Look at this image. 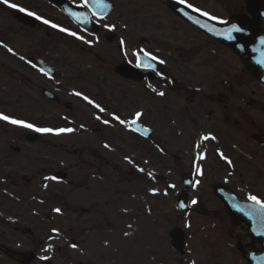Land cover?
Here are the masks:
<instances>
[{
	"label": "flooded vegetation",
	"instance_id": "af4514ba",
	"mask_svg": "<svg viewBox=\"0 0 264 264\" xmlns=\"http://www.w3.org/2000/svg\"><path fill=\"white\" fill-rule=\"evenodd\" d=\"M71 1L80 3L84 0ZM155 1L166 5L172 3V0ZM185 2L225 21L235 16H251L248 0ZM10 3L59 24L66 21L60 19V16L65 18L61 10L47 0H10ZM17 11L0 4V18H12L16 33H42L33 36L37 43L27 44L24 52L18 46H0V69H6L11 75V81L2 87L0 94L4 91L13 99L27 100L29 105L49 106L52 115L69 119L62 121L63 126L51 125L49 128L70 127L80 135L73 149L68 143L60 148L67 156L76 154L79 162L75 168L83 173L78 187L73 188L68 179L67 182L62 181L65 183H55L72 185L65 192L70 191L69 197L91 183L97 202L88 207L62 205L58 214L68 221V229L59 231L58 236L47 237L50 232L46 231L40 233L39 227H35L36 213L31 203L34 200V181L38 178L34 175V158H39L32 143L41 137L43 144H50L52 135H36L16 125L1 124L0 264H22L10 257L2 246L17 251L34 250L38 258L32 264H44L41 257H47L50 250L38 246L58 240L67 243L70 236L72 244L78 247L59 248V253L77 252L82 259L90 260L109 257L108 233L103 228H92L88 219L96 218L98 226L108 218L117 217L125 205L121 203L115 209L107 202L114 192L120 193L123 188L129 196L130 192L134 196L142 195L147 181L151 180L160 192L161 179L166 177L164 172L179 182L174 184L178 192L184 189L185 181H189L190 197L197 192L206 199L202 202L203 212L209 218L205 224L220 235L208 243V248L220 261L217 264H249L240 252V245L252 240L247 224L235 222L225 200L218 195L220 189L235 197L248 200L249 195H255L264 201V84L250 70L249 60L229 43L204 30L200 23L171 10L169 13L144 14V27L139 36L131 37L125 30L110 31L103 27L99 33L90 35L92 38L100 36L106 42L100 46L91 45V53L103 62L104 67L99 69V61H94L92 67L98 66L96 76L83 77L79 71L74 75L70 70L81 69V63L74 60L77 56L74 52L78 53L86 44L40 21H37L36 29L31 28L16 19ZM151 17L155 22H148ZM70 24L75 26L74 31L78 34L87 33L72 21ZM43 35L48 39H43ZM121 39L125 41L123 48ZM2 41L3 31L0 30ZM9 47L15 54L4 51ZM141 49L157 60L144 56ZM4 53H8L6 57L10 61L2 60ZM133 53L138 54L143 62L140 67L136 66L137 55ZM39 58L52 64L58 72L45 75L37 62ZM160 60L164 63H159ZM63 71L70 75L63 76ZM90 78L97 90L82 87V93L88 97V94L95 96L97 100L89 98L103 106L107 110L105 113H99L81 97L73 95L79 86L73 88L70 84H82ZM151 88L163 91L165 95L158 96ZM44 89L55 95H43L41 91ZM81 101L90 108V112L82 109ZM136 111L143 113L136 127L149 129L147 136L115 121L104 125L95 119L96 115H101L111 121L109 113H115L122 119L131 120ZM205 134L216 139L202 141ZM3 137L9 142L3 141ZM105 144L110 147L105 148ZM194 145L199 147L194 148ZM217 150L232 161L231 166L219 157ZM199 154H204L205 158L199 159ZM126 156L135 161V166L125 160ZM194 165L203 169V176L196 174ZM136 166L144 168L145 172L137 171ZM44 171L49 172L48 169ZM149 172L152 176L148 175ZM196 180L200 183L193 186ZM48 181L44 178L43 188L50 187ZM89 198L93 196L90 194ZM173 224L171 229L178 226L177 221ZM157 233L161 234L162 230ZM188 236L187 233V241ZM82 239L87 244L88 253L79 249Z\"/></svg>",
	"mask_w": 264,
	"mask_h": 264
},
{
	"label": "rangeland",
	"instance_id": "374dc122",
	"mask_svg": "<svg viewBox=\"0 0 264 264\" xmlns=\"http://www.w3.org/2000/svg\"><path fill=\"white\" fill-rule=\"evenodd\" d=\"M77 1V0H76ZM151 0H145L146 5H148L146 11L150 9V6L156 3H150ZM152 4V5H151ZM154 5V6H155ZM158 8V6H155ZM160 7V6H159ZM163 7V5H162ZM166 7V6H165ZM212 7V6H210ZM143 5L135 4L130 0H118V4L110 16V22L120 23L119 29L125 30L128 32L131 37L133 35L139 36L144 25L140 21L142 15L135 16L134 18H127L125 13L135 12V13H143L141 12ZM134 14V13H133ZM123 18L120 20V18ZM60 19H63L62 17ZM1 21V20H0ZM6 22H11V20H7ZM65 25L69 27V24L66 20ZM7 25V24H6ZM4 25V28H8ZM142 25V27H141ZM125 27V29H123ZM8 32L11 33L10 30ZM120 32V31H119ZM40 34L36 31L30 32V39L34 36ZM14 35L11 33L10 36H7V42L15 45L18 44L23 47L27 42L23 37L14 38L12 41L10 38H13ZM35 39V38H32ZM36 40V39H35ZM87 39L84 38L83 41ZM18 42V43H17ZM99 43L98 39H92V44L96 45ZM106 44V42L101 39L99 45ZM91 49L89 47H85L82 51L78 53L74 52L75 56L74 60L78 62L88 61V64H91L92 61H95L93 54H91ZM101 53V52H100ZM82 66V65H81ZM104 66V64H102ZM80 70V69H79ZM72 71V74L77 75L78 71ZM94 69L92 67H88V65H83L81 69V73L83 76L93 77L96 76L93 73ZM68 73V72H67ZM70 74V73H69ZM6 76V73L2 75ZM102 82V81H100ZM5 80L0 83V90L4 86ZM73 88L78 87L79 92L82 93V87L88 88L90 91L97 90L96 85L93 83V80H84L82 84L72 82L70 84ZM84 94V93H83ZM93 94V93H92ZM89 97H93L97 100V98L91 94H88ZM105 95V94H104ZM12 97L7 96L4 91L0 94V113L13 117L15 119L23 120L28 123H32L37 127H49V126H63L62 118L60 115H52L51 109L49 106L43 105H29L27 100H17L11 99ZM105 102H108L106 100ZM82 106V109L85 112H90L89 107H85V103L82 101L79 103ZM76 111V110H75ZM70 115V114H68ZM72 115V114H71ZM74 119H78L74 117ZM12 125L7 122L0 121V125ZM78 124V123H77ZM66 125V124H65ZM26 129V128H25ZM56 129V128H54ZM28 131L37 134L30 129ZM41 134V133H40ZM69 135V136H68ZM67 136L62 135H52V142L50 144H43L41 137L35 139L32 143L34 147H36V154H39V158H34L35 161V172L34 175L38 178L34 181V200L31 202L35 207V227L40 233L46 231L49 235H56L53 232V229H57L59 231L67 230L66 224L68 221L62 219L59 214L53 215V209L62 208L63 204L70 205H79L81 207H88L93 203L97 202L96 197L94 196V192L92 190V184L87 183V186L84 187L82 185L83 191H78L74 196L68 197L70 195V191L65 193L67 190L72 188V185L67 183L65 186L62 184L54 183L53 179H49L48 183L50 187L43 188V180L45 176L52 177L55 171H67L69 173V180L75 187L80 185V174L83 171L76 169V163L79 160L76 158V154L72 156H67V154L61 152L60 146L62 144L68 143V146L74 148L76 142L79 140L78 133L72 132ZM3 141L9 142L8 140ZM48 169L49 172H45L44 170ZM86 173V172H84ZM165 178L161 179V191L156 195H152L151 189H156L157 184L152 182L151 180L147 181V187L145 192H141L142 195L137 194L134 196L132 192H130V196L126 194L127 190L125 188L122 191L114 192V194L109 198L108 204L113 206L115 209L118 208L119 204H124V207H121L123 211H121L117 217L108 218L107 222L100 223L98 226L96 224V218H89L88 220L91 223L92 228H99L105 230L108 233V240L110 252L107 254L109 257L101 258L98 260H90V259H82L77 252H69L68 254L59 253V248L63 247V249L70 247L72 244L70 236L67 244L65 241H52L51 244H42L38 247L41 249H49L51 246V250L47 254L48 259H44V264H217L220 263L219 259L214 257V253L212 250L208 248V243L215 240L216 237L220 235L218 232L212 228H207L205 224V220H209L206 218V214L203 212L202 202H206V199L200 195V193H193L192 200L195 199L198 201L196 205H192L191 213L184 215L179 213L175 208V200L177 192H171L170 194H165L166 185L168 182H174L179 184V182L171 178L172 176L169 173L164 172ZM169 174V175H168ZM86 185V184H85ZM85 188L88 190L86 191ZM118 188L117 186L115 187ZM92 195L93 198H89V195ZM64 197H68L66 201H63ZM129 201L127 204L126 202ZM37 209V210H36ZM90 210V208H88ZM126 210V211H125ZM37 211L39 214H37ZM51 215L55 216V222L49 223L46 220V216ZM98 221H100L98 219ZM176 221H182L183 227L189 234V242H188V250L185 255L179 254V252L175 251L171 244L169 243V236L165 234L166 231L173 225ZM131 225V227H129ZM186 225H190L186 226ZM162 230L161 234L156 235L157 231ZM127 231L129 233L128 236H124L123 233ZM76 238V236H73ZM102 239V238H100ZM79 249L84 253H88L86 247L87 244L84 243V240H80ZM225 252L224 249L221 250ZM114 253V254H111ZM237 263V260H236ZM5 264V263H3Z\"/></svg>",
	"mask_w": 264,
	"mask_h": 264
},
{
	"label": "snow or ice",
	"instance_id": "6c2138e0",
	"mask_svg": "<svg viewBox=\"0 0 264 264\" xmlns=\"http://www.w3.org/2000/svg\"><path fill=\"white\" fill-rule=\"evenodd\" d=\"M179 2L180 3H185V0H179ZM87 3H88V0H85V5H87ZM0 4L7 5V7H9V8L16 9V10H18L21 13H25L26 15H28L30 17H34L36 20L40 21L44 25L50 26L51 28L58 29L61 32H67L69 35L74 36V37H76L79 40H83L84 39V37H82V36H77V33L69 32L68 29L62 28L59 25H57L55 23H52L51 21H49L47 19H44L40 15L25 9L22 6H19V5L15 4V3H10V0H0ZM186 6L188 8H191L193 11L198 12L201 16L207 17L209 20L217 21V23H220V24H228L229 23L228 21L222 20V19H220L218 17L212 16L211 14H209L207 12H204V11H202L199 8H195L191 4H187ZM104 27L108 28L110 31L114 30V28H115V26H112V25H104ZM209 30L210 31H214V29H209ZM234 32L235 33H242V32H244V29L242 27L238 26L237 24H232L227 29V33H228V36H229L230 39L234 38L231 35ZM85 42L86 43H91V41H85ZM260 42L262 44H264V38H261ZM124 43H125V41L123 39H121L120 40V45H121L122 48H123ZM0 46L7 47V45H4L2 42H0ZM7 51L10 52V53L15 54L13 52L12 48H7ZM140 52L143 53L144 56L150 57L151 60H154V61L157 60V57L151 56L150 53L145 52L143 49H141ZM133 55H137V65L136 66L140 67L143 62L139 59V55L136 54V53H133ZM20 59L23 60L25 58L24 57H20ZM28 62L31 63V61H28ZM159 63L163 64L164 61L160 60ZM256 63L261 65V66H264V57H262L260 60H257ZM33 67H35V65H33ZM41 71H44V70L41 69ZM44 74L48 75V73L46 71H44ZM149 87H151V85H149ZM151 90H152V92L156 93L158 96L163 97L165 95V93L163 91H157V89H155V88H151ZM73 95H75L77 97H81L89 105H92L95 109H97L99 113H105L107 111L99 103L95 102L94 100L90 99L88 96L84 95L83 93H81L79 91H74ZM109 115L111 116V121L109 119H103L101 115H96L95 119L97 121H100L104 125H110V123L112 121L118 122L120 125L124 126L125 128H128V129H130L131 131H134V132H139L141 135H144V136H147L149 131H150L147 128L140 129V128L136 127L138 121H140L141 117L143 116V113L140 112V111H136L134 116H133V118L131 120L122 119L119 115H117L115 113H109ZM0 121H4V122H7L8 124H12V125H16V126H19V127H22V128L30 129V130H32L34 132L43 133V134L62 135V134H66V133H72L73 131H75V129L70 128V127L56 128V129L49 128V127H37V126H35L32 123H28V122L23 121V120L15 119V118L10 117L8 115H5L3 113H0ZM81 127H83V125H81ZM215 139H216V137L211 135V134H205V135H203L201 137L202 141L215 140ZM104 147L105 148H109L110 146L108 144H105ZM198 147H199L198 145H194V148H198ZM161 151H163V149H161ZM217 152H218L219 157L221 159L225 160L228 163V165L231 166L232 161L228 157L224 156L223 152H220L219 150H217ZM204 158H205L204 154H199V159H204ZM125 160L129 164H132V165L135 166V161L131 157L126 156ZM194 166H195V169H196V174L198 176H203V169L200 168L198 165H194ZM136 167H137V171L142 172V173L145 172L144 168H141V167H138V166H136ZM148 175L152 176V173L149 172ZM45 179L46 180L47 179L56 180L58 178L53 176V177H45ZM199 183H200V181L196 180L194 182L193 186L198 185ZM169 187L172 188V187H175V186L174 185H169ZM150 191H151L152 195H156L157 192H158L157 189H151ZM165 194H167V193H165ZM248 200L254 202V205L259 206L258 208L255 209L258 213L264 214V201L260 200L255 195H249L248 196ZM197 203H198V201L195 200V199H193L191 201L192 205H196ZM179 207L180 208H184V207H186V205L184 203H181L179 205ZM54 211L59 213L61 211V209L56 208V209H54ZM186 226L190 227V225H186ZM129 227H131V225H129ZM53 232L56 233L57 236L59 235V232H58L57 229H53ZM123 235L124 236H128L129 233L127 231H125L123 233ZM50 239H52V237H50ZM71 246L73 248L78 247L76 244H72ZM47 250H51V246H49V249H47ZM41 259H48V257H41ZM193 264H195V262H193Z\"/></svg>",
	"mask_w": 264,
	"mask_h": 264
},
{
	"label": "water",
	"instance_id": "95a60500",
	"mask_svg": "<svg viewBox=\"0 0 264 264\" xmlns=\"http://www.w3.org/2000/svg\"><path fill=\"white\" fill-rule=\"evenodd\" d=\"M63 2V1H62ZM62 4V5H61ZM60 5L63 6L64 3H61ZM112 5V4H111ZM67 11L74 15V18L78 21H80L83 24L90 25L89 21H84L79 19L78 14L74 13L75 11L72 7L66 6ZM92 7H94L92 5ZM254 7L256 10V15L258 20L256 21L258 24L256 27V24L250 23L248 20H242L238 21L240 26L244 29V32L242 33H233L232 37H234L232 40L233 46L239 48L240 51L244 55H247L251 60H253V69L257 73L258 77L264 81V66H261L256 63L257 60H260L262 57H264V44H262L261 38H264V4L261 2L254 3ZM85 19L88 20V17L86 14H82ZM258 39V49L251 48V43L249 42L250 38ZM181 199H185L184 196H182ZM181 202H179L178 205H180ZM242 214H238L239 217L248 220L251 222V231L254 233L255 237L262 243V249H257L255 247H247L244 249L245 254L251 259L252 264H264V214L258 213V212H252V210L248 211H241ZM20 254H15L16 257L19 258ZM29 259H31V256H28Z\"/></svg>",
	"mask_w": 264,
	"mask_h": 264
}]
</instances>
